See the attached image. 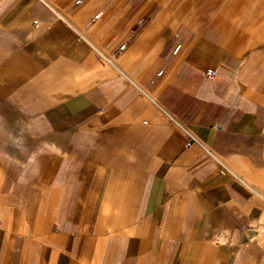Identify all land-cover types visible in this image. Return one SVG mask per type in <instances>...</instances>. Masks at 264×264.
<instances>
[{
    "label": "crops",
    "instance_id": "0c3cea01",
    "mask_svg": "<svg viewBox=\"0 0 264 264\" xmlns=\"http://www.w3.org/2000/svg\"><path fill=\"white\" fill-rule=\"evenodd\" d=\"M0 264H264V0H0Z\"/></svg>",
    "mask_w": 264,
    "mask_h": 264
},
{
    "label": "built area",
    "instance_id": "2783aa9c",
    "mask_svg": "<svg viewBox=\"0 0 264 264\" xmlns=\"http://www.w3.org/2000/svg\"><path fill=\"white\" fill-rule=\"evenodd\" d=\"M82 2L81 1H76V4L77 5H79V4H81ZM180 48H181V46H180V44H176L175 45V47H174V53L176 54L179 50H180ZM123 49H124V46H121L120 48H119V50H118V52L120 53L121 51H123ZM162 74V72H158L157 73V76H160ZM213 72H207V76L209 77V78H212L213 77Z\"/></svg>",
    "mask_w": 264,
    "mask_h": 264
}]
</instances>
